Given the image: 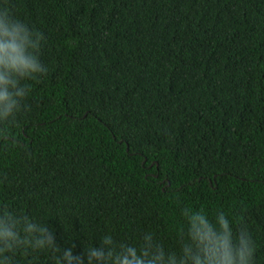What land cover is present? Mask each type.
Listing matches in <instances>:
<instances>
[{"label":"trees","instance_id":"1","mask_svg":"<svg viewBox=\"0 0 264 264\" xmlns=\"http://www.w3.org/2000/svg\"><path fill=\"white\" fill-rule=\"evenodd\" d=\"M46 69L0 122V209L74 254L110 235L179 253L185 208L264 264V0H0ZM35 38V37H34ZM14 264H53L23 247Z\"/></svg>","mask_w":264,"mask_h":264},{"label":"clouds","instance_id":"2","mask_svg":"<svg viewBox=\"0 0 264 264\" xmlns=\"http://www.w3.org/2000/svg\"><path fill=\"white\" fill-rule=\"evenodd\" d=\"M41 39V33L30 31L7 7L0 11V122L14 117L29 93L20 81L46 71L34 54ZM182 214L188 228L186 233L181 230L179 253H166L152 235L145 234L139 247L117 245L108 235L98 246L74 254L75 243L61 247L54 228L5 207L0 209V264H14L8 253L23 247L50 250L53 264H254L256 246L247 229L241 228L234 240L223 212L215 217V223L203 212L185 208Z\"/></svg>","mask_w":264,"mask_h":264}]
</instances>
